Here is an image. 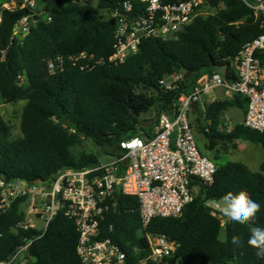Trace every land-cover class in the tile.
<instances>
[{"label":"trees","instance_id":"1","mask_svg":"<svg viewBox=\"0 0 264 264\" xmlns=\"http://www.w3.org/2000/svg\"><path fill=\"white\" fill-rule=\"evenodd\" d=\"M96 2L92 6L45 0L43 10L52 20H38L22 40L14 38L13 31L31 11H11L0 4V96L6 103L25 101L19 138L12 137V127L0 113V180L48 183L61 169L100 164L95 154L73 152L83 138L121 156V141L152 133L162 114L174 115L181 95L217 66H230L243 46L262 33V18H256L243 0H209L203 7L207 14L196 17L183 32L169 40L146 39L136 54L114 64L108 59L114 52L116 22L101 12L120 2ZM82 53L87 57L74 64L72 59ZM59 56L64 64L51 73L48 61ZM256 56L264 63V51ZM173 74L182 75L179 87L163 89L160 81ZM234 79L229 71L227 80ZM230 108L245 114L247 99L234 95L194 105L191 125L202 137L205 151L215 156L219 144L238 139L264 148V132L243 123L229 133L223 131L221 115ZM149 112L155 113V123L144 127L141 115ZM212 158L217 166L213 183L199 186L180 217L155 218L144 228L139 200L115 192L101 223V237L111 238L120 247L126 256L124 264H151L146 261L148 235L175 242L180 264H264L246 243L252 227L264 228V162L254 172L241 162H224L222 155ZM239 191L248 192L261 210L252 224L227 220L223 228L207 203ZM26 198L18 197L0 210V263L9 262L29 243L27 264H83L77 253L79 232L62 210L44 232L21 226ZM2 199L0 187V204ZM235 235L244 241L242 247L231 244Z\"/></svg>","mask_w":264,"mask_h":264},{"label":"built area","instance_id":"2","mask_svg":"<svg viewBox=\"0 0 264 264\" xmlns=\"http://www.w3.org/2000/svg\"><path fill=\"white\" fill-rule=\"evenodd\" d=\"M38 0H22L13 7L31 11L15 25L13 37L22 40L38 20L48 22L51 16L38 11ZM119 6L106 9V19L116 22L114 52L108 62L123 63L136 54L141 43L150 38L169 40L183 32L196 17L207 14L203 7L209 0H177L165 3L162 0H118ZM256 18L261 17L262 33L245 44L228 66L235 76L228 81L216 70L203 75L192 89L180 96L173 116L162 114L155 130L120 142L121 156L109 163H100L83 169H61L54 180L48 183L27 184L24 181L0 180L3 199L0 210L7 208L18 197L29 195L35 203L43 202V211L31 208L26 214L25 229L44 232L58 210L72 219L79 232L77 253L83 264H124L125 253L111 238L101 237V223L110 209V203L118 190L122 195L135 197L140 203V217L145 228L155 218L180 217L194 198V190L200 185H210L217 171L215 162L205 156L200 148L196 132L191 125V112L197 103H213L218 93L223 99L241 95L247 99L243 125L251 130L264 132V63L256 56L264 51V0H243ZM87 55L73 58L74 64ZM92 58V57H91ZM101 63V61L97 62ZM64 64L59 56L48 61L51 73ZM182 81L181 74L163 78V89L175 90ZM71 132H74L71 130ZM146 135V136H144ZM31 196V197H30ZM216 202L207 203L214 210L224 228L228 220L216 207ZM41 213V222L33 221L31 215ZM112 229V227H110ZM150 254L146 261L151 264H180L176 256L177 245L164 236H147ZM29 243L21 247L9 261L27 264L25 253ZM23 255V259L18 257Z\"/></svg>","mask_w":264,"mask_h":264},{"label":"rangeland","instance_id":"3","mask_svg":"<svg viewBox=\"0 0 264 264\" xmlns=\"http://www.w3.org/2000/svg\"><path fill=\"white\" fill-rule=\"evenodd\" d=\"M22 0H0V4L3 3L8 5L9 7H13V3H17ZM82 5H96V0H72ZM45 4V0H38L36 4V9L38 11H44L43 7ZM102 16L107 18L105 11H102ZM218 99H223V94L219 92ZM25 106V101H18L16 103H6L0 96V113L3 115L5 120L11 125L12 127V137L19 138L22 136L21 132V117L23 113V108ZM198 115V113H197ZM142 118V126L148 127L155 123V113L149 112L144 115H141ZM222 120V129L224 132L229 133L233 130V128L243 123V112L238 108H230L226 113L221 115ZM197 134V133H196ZM197 139L199 142V148L201 152L207 156L208 158L212 159V157L222 155V160L224 162L234 161V162H241L248 166L252 170H256L258 168V163L264 160V148H262L258 144H254L248 140H234L232 143H221L217 146L216 151L217 153L215 156H212L210 152L205 151L203 147V139L201 136L197 134ZM101 149L96 146L90 139L83 138L81 143L73 148V152L76 155H80L81 153H92L99 157L101 163H109L115 160V156L111 153L113 149L108 150ZM214 161V160H213ZM198 193V190H194V195ZM31 197V196H30ZM36 208L38 211H43V202L36 201L33 203L29 195L25 202L22 205V209L26 212H29L31 208ZM33 221L41 222L43 215L39 212L38 214L31 215ZM23 259V255L18 257V260Z\"/></svg>","mask_w":264,"mask_h":264},{"label":"clouds","instance_id":"4","mask_svg":"<svg viewBox=\"0 0 264 264\" xmlns=\"http://www.w3.org/2000/svg\"><path fill=\"white\" fill-rule=\"evenodd\" d=\"M223 201L221 203L220 201ZM216 207L234 222L240 224H252L261 210V205L254 201L248 192L239 191L236 193L228 192L216 202ZM244 241L239 235L231 238V244L242 247ZM247 245L254 249V254L264 259V228L252 227L250 235L246 241Z\"/></svg>","mask_w":264,"mask_h":264},{"label":"water","instance_id":"5","mask_svg":"<svg viewBox=\"0 0 264 264\" xmlns=\"http://www.w3.org/2000/svg\"><path fill=\"white\" fill-rule=\"evenodd\" d=\"M216 71L218 73H220L224 78H227L228 65L225 64V65L217 66L216 67ZM135 113L138 115V111L137 110L135 111ZM144 136H146V135H144ZM37 183H40V182H37ZM220 202L223 203L222 200ZM228 220L230 221L231 219L228 218Z\"/></svg>","mask_w":264,"mask_h":264},{"label":"crops","instance_id":"6","mask_svg":"<svg viewBox=\"0 0 264 264\" xmlns=\"http://www.w3.org/2000/svg\"><path fill=\"white\" fill-rule=\"evenodd\" d=\"M244 116H245V114H243V120H244ZM264 162V160H262L261 162H259L258 163V168L256 169V170H252V169H250L248 166V168L251 170V171H254V172H256V171H259V168H260V166H261V164ZM21 256V255H20Z\"/></svg>","mask_w":264,"mask_h":264}]
</instances>
